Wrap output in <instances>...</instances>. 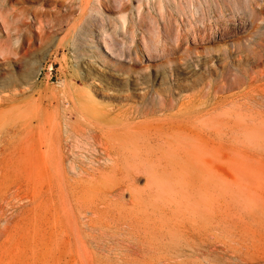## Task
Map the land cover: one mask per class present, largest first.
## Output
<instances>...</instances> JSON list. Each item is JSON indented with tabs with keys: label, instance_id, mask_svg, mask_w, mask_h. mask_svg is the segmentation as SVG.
Wrapping results in <instances>:
<instances>
[{
	"label": "rangeland",
	"instance_id": "1",
	"mask_svg": "<svg viewBox=\"0 0 264 264\" xmlns=\"http://www.w3.org/2000/svg\"><path fill=\"white\" fill-rule=\"evenodd\" d=\"M51 1L0 0V264H264V0ZM91 54L168 112L136 116ZM188 117L190 164L162 142ZM122 146L158 169L98 152Z\"/></svg>",
	"mask_w": 264,
	"mask_h": 264
},
{
	"label": "bare ground",
	"instance_id": "2",
	"mask_svg": "<svg viewBox=\"0 0 264 264\" xmlns=\"http://www.w3.org/2000/svg\"><path fill=\"white\" fill-rule=\"evenodd\" d=\"M171 1H176V0H171ZM188 1H193V0H188ZM198 1V0H197ZM203 1H205L206 3L207 2H209V1H211V0H203ZM213 1H216V0H213ZM52 2V5H51V7L52 8H55L56 7V5H57V2H58V0H52L51 1ZM215 3V2H214ZM217 3V2H216ZM215 3V4H216ZM85 6H86V3H85ZM58 7H59V5H58ZM58 9V8H57ZM90 18H93V19H95L96 20V22L98 21L99 23H100V25L102 24V25H104L106 22H107V20L105 19V17L103 16V14H102V12H100V10H93V12L91 13V15H90ZM14 22V21H13ZM119 24H120V26L122 27L123 26V24H124V22H123V20H121L120 22H119ZM15 29V28H14ZM13 30V29H12ZM16 30V29H15ZM82 35V34H81ZM80 35V36H81ZM15 41V40H14ZM16 42V41H15ZM15 45H16V43H15ZM19 46H20V44H19ZM2 50H3V48H1ZM1 49H0V51H1ZM6 49V48H5ZM14 49V48H13ZM16 49V48H15ZM149 49V48H148ZM135 50V49H134ZM11 51V48H10V50H9V52ZM6 52H8V51H6ZM3 53H5V51H3L1 54L3 55ZM16 53H17V51H16ZM141 53V52H140ZM257 53V52H256ZM9 54V53H8ZM10 54H11V52H10ZM14 54V53H13ZM19 54V53H18ZM133 54V56L132 57H129V58H133V61H135L136 63H139V62H141L142 61V58L140 57V55L136 52V51H134V53H132ZM5 55H7V53L5 54ZM92 55V56H91ZM90 55V57L91 58H89L88 59V61L86 62V63H84V67H85V69H86V75L87 76H89V77H92V72H95L96 74H98L99 76H101L102 78H103V80H105L106 82H108V83H110V84H112V85H114V86H117V87H126L125 89H126V91H127V93H128V91L130 90H135L134 92H135V95H137L136 97H134L135 99H133V100H137L136 98H139V99H141L140 101H141V103H140V105L138 106V108H135L134 109V111H135V115L136 116H140V115H143V116H145V115H147V114H149V113H155V112H163V111H167V109H168V107L166 106V101H171L172 99H174L173 98V94L172 93H161V92H153L151 95H148V94H144L145 92V90H146V88H147V85L145 84V82L144 81H142V79H139V78H137L136 76H135V74H133V72L130 70V69H125V68H121L120 69V71H110V70H107V69H101L95 62H94V60L96 59V57L97 56H95L94 54H91ZM207 64H208V62H204L201 66L203 67V66H207ZM184 68L187 70V69H192L193 70V67H192V65L190 64V63H186L185 64V66H184ZM194 70H196V69H194ZM264 72V71H263ZM6 75L2 72V71H0V82L1 81H3L2 80V78H4ZM196 78H198V76H196V74H194V72L193 73H186V77H184V78H182V80L181 81H183V82H187V81H189V80H192L193 82H194V80H196ZM96 82H98V81H96ZM202 94H203V92H202ZM205 94V93H204ZM204 94H203V98H204ZM119 96H117V97H120V96H122V93H119L118 94ZM195 96H200V95H195ZM127 98H130V96L128 95V96H126ZM148 98H150V100H157V103L155 104V105H149V104H147L146 103V101H147V99ZM3 99H5V98H3ZM193 99V98H192ZM0 102H2V101H0ZM171 103L172 102H170V105H171ZM169 105V106H170ZM200 106V105H199ZM202 106V105H201ZM200 106V107H201ZM184 107H185V105H184ZM190 108V107H189ZM211 108V107H210ZM203 110V109H202ZM217 110V109H216ZM219 110V109H218ZM232 110H233V108H232ZM232 110L230 111V109H229V116L231 115L230 114V112L231 113H233L232 112ZM187 111H188V109H187ZM190 111V110H189ZM211 111V110H210ZM226 111V110H225ZM168 112V111H167ZM183 112V111H182ZM208 112V111H207ZM220 111H218V113H219ZM216 113V112H215ZM217 113V119H218V115H219V117H220V120H221V118H224L225 119V113L226 112H223L222 111V113L223 114H221V113H219L218 114ZM190 115V114H189ZM213 115H214V112H213V114L211 115L212 117H213ZM221 115H224L223 117L221 116ZM210 116V117H211ZM209 117V116H208ZM190 118L191 117H188V118H185L186 120H185V122L187 123V124H181V123H179V122H172L171 123V125L169 126L170 127V129H171V132H169V138L170 139H165L164 141H162V142H164L165 143V147L167 148V151H168V155H166V153H164L166 156H168V157H170L171 158V160H172V158H173V161H174V159L175 158H177V156H178V154H177V152H181L182 154H183V157H184V159H186V161L187 162H185V163H188V164H190L192 161H191V157L189 156V155H191L192 153H193V148H192V145H191V142H193V141H195V140H197L196 139V137H195V135H194V132L192 131V128H190V125L188 126V121L190 120ZM193 118H194V115H193ZM204 117H202V119H203ZM213 118H215V117H213ZM229 118V117H228ZM205 119H207V118H205ZM216 119V120H217ZM224 119H222V122H223V120ZM200 120H201V118H200ZM200 120H198L199 122H200ZM197 121V122H198ZM202 121V123H206V124H208V122H210L209 120H208V122H206V120H205V122H203L204 120H201ZM247 122V121H246ZM191 123V122H190ZM201 123V124H202ZM211 123H214V121L212 122L211 121ZM211 123H209L210 125H211ZM159 124V123H158ZM164 124V123H163ZM192 124H193V120H192ZM198 124V123H197ZM196 124V125H197ZM204 124H202V125H204ZM208 124V125H209ZM215 125L217 124H219V123H214ZM163 126L162 124H159V126ZM168 124H166V126H164L165 128V130H167L166 129V127H168L167 126ZM200 125V124H199ZM199 125H198V127H199ZM214 125V126H215ZM221 125V124H220ZM225 125V124H224ZM206 126V125H205ZM212 126V125H211ZM154 127V126H153ZM192 127V126H191ZM202 127H204V126H202ZM210 127V126H209ZM157 128V127H156ZM162 128V127H161ZM161 128H157L158 130H159V132L160 133H162L161 132ZM215 128H217V127H215ZM155 130L154 129V131L156 132V131H158V130ZM163 128H162V130H164ZM214 129V128H213ZM258 130V128L256 129V128H253L252 130ZM254 130V131H255ZM205 132V131H204ZM157 133V132H156ZM164 133V132H163ZM168 133V131H166V134ZM171 133V134H170ZM201 134V133H200ZM213 134V133H212ZM224 134V133H223ZM227 134V133H226ZM214 135H215V133H214ZM159 136H161V135H159ZM162 136H163V134H162ZM200 136H202V135H200ZM220 136H222V135H220ZM216 137V136H215ZM224 137V136H223ZM166 138V137H165ZM180 138L181 139H184V142H182L181 140H180ZM159 139H160V137H159ZM190 141V142H189ZM211 141V140H210ZM156 142H158L157 140H156ZM151 143V142H150ZM262 147V146H261ZM260 147V148H261ZM264 148V147H263ZM153 149H154V147H153ZM159 149H160V147H159ZM158 148L156 149V150H159ZM145 152L143 153V155H142V157H141V155H140V158H142L143 159V162H144V164L143 165H136L135 164V161L137 160L135 157L137 156L136 154H137V152L139 153V152H141L138 148H136V149H126V147H119L118 149H114L113 147H110V148H102V149H99V154H100V152H102V155H103V157L105 158H103L105 161H108L109 163L111 162L115 167L117 166V165H119V163L121 162L122 164H130V161H133V163H132V165H133V169H134V171H135V174L137 175V173H145V174H150V172H152L153 170H155V169H158V166L157 165H159V163H158V161H156V163L155 162H153L154 160H152L153 158L151 157V154H152V151H148V149L145 147L144 149H143ZM134 151H135V153H134ZM160 151V150H159ZM163 153V151L161 152V155H163L162 154ZM160 154V153H159ZM154 155V154H153ZM179 156H181V155H179ZM178 156V157H179ZM183 157H182V160H184L183 159ZM145 158V159H144ZM152 158V159H151ZM161 158V157H160ZM151 159V160H150ZM155 159V158H154ZM181 159V158H180ZM141 160V159H140ZM155 163V164H154ZM110 169V168H109ZM161 171H162V169H161ZM163 171H165V167H164V169H163ZM154 173V172H153ZM158 173V172H157ZM155 174V173H154ZM136 175H133V177H132V184H130V186H129V188L130 187H134L133 186V183H134V181H135V179L137 178L136 177ZM164 176V175H163ZM148 179V178H147ZM162 179V178H161ZM158 180V183L160 182L159 180H160V178L159 179H157ZM163 180H161V182H160V185H161V183L163 184V182H162ZM115 191V190H114ZM115 196V195H114ZM129 232V231H128ZM225 232V231H224ZM188 235V234H187ZM164 240V239H163ZM212 246V245H211ZM161 251V250H160Z\"/></svg>",
	"mask_w": 264,
	"mask_h": 264
}]
</instances>
